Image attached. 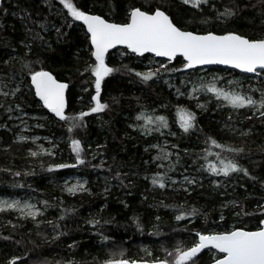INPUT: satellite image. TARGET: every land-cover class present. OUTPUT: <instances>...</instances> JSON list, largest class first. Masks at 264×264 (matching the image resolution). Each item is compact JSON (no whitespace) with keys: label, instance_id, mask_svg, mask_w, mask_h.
I'll list each match as a JSON object with an SVG mask.
<instances>
[{"label":"snow or ice","instance_id":"1","mask_svg":"<svg viewBox=\"0 0 264 264\" xmlns=\"http://www.w3.org/2000/svg\"><path fill=\"white\" fill-rule=\"evenodd\" d=\"M58 4L62 6V10L58 14L63 16L61 21L63 27L71 28L72 23L80 22L84 29L83 35L88 59L84 60L83 68L77 67L76 71L80 76L85 77L83 83L88 84L91 81L95 90L94 95L90 97L88 110H81L76 115L67 114L66 93L69 91L70 83L61 81L51 69L46 68L45 65L49 57L39 59L40 52H36L33 43L28 42L29 39L32 42L40 41L41 52L55 51L52 44L45 40L39 31L28 29L29 38L20 41L21 46L25 49L24 53L21 55L13 48V53L16 54L4 61L6 68L13 69L14 63H19L21 71L12 70L0 73V110H3L8 120L19 119L23 124L21 134L15 137L14 142L36 145L37 150L29 148L28 155L31 158L39 159L44 171L55 173L65 169L91 168L93 171L99 169L112 172L111 165L107 168L104 167L107 163L106 160H100L99 164H92V160L103 155L99 149L106 148L107 145L97 144L96 150L93 151L90 143L85 144L75 134L77 130L87 129V117L110 110V105L103 102L102 85L107 77L121 71L119 68L109 66V52L118 47L122 50L121 55H129L130 58L145 57L146 54L162 58L159 61H150V65L157 66H150L147 71H137L124 65V74L135 76L139 82L148 85L150 82L159 80L165 74L171 76L173 73H182L185 76V79L181 81L184 86L183 91L180 87L169 84L170 88L175 87V96L178 101L181 97L195 101L196 108L201 112H207L208 105L215 101L217 110H229L228 122L233 120L234 115L243 114L245 120L259 121L264 125V35L247 36L228 27L221 28L219 31L211 28L190 30L178 24L170 10L162 5H151L146 8L143 5L130 4L125 10L123 21L116 22L91 10H84L75 0H58ZM180 4L186 6L185 11L192 16L193 20L198 19L202 25H210L213 21L227 25L242 11L237 0H228L227 3L223 0L219 3L217 0H180ZM260 4L264 5V0H260ZM47 6H52L51 0H48ZM109 6L115 11L114 5L110 4ZM0 10L7 13V9L3 6V0H0ZM209 12L212 15H209ZM68 17L71 18V22L68 21ZM2 27L3 25L0 24V28ZM39 28L45 32L50 30L47 22L39 24ZM51 28L55 29L56 42H64L68 33L62 31V28L55 24L51 25ZM33 54L37 56L36 61L29 59ZM37 63L40 65L39 68L35 67ZM213 66H222V68ZM229 70L243 75L240 78L227 80L224 76L218 75L221 71ZM254 78L256 80L255 87L251 84ZM221 81H224L226 86H220ZM165 83H169V81L165 80ZM245 84H248L247 89L244 87ZM83 90L88 91L87 88ZM201 96L207 97L204 103H201ZM112 99L114 102H118L117 98L113 97ZM26 106H38L41 111L47 110L51 116L42 114L40 117H29L37 121L30 126L28 120L25 119L28 116L25 110ZM162 106L168 107V105ZM13 113H18V115L13 116ZM175 115L174 123L178 126L179 133L172 130L165 115L157 114L155 109L149 112L145 106H141V110L135 116L136 123L129 124L130 128L144 137L158 133L160 136L167 135L178 139L191 137L194 134L197 135L198 140L203 138L204 148L201 153L194 154L195 158L192 159V164L189 167H184L181 164V149L177 144L168 145L165 141L163 146L157 143L144 149L145 152H148L151 148H155L158 152V155L151 160V163L156 164L157 171L143 177L151 184L153 190H159L161 194L171 191L175 194L184 193L186 196H191L193 191L203 187V179L190 171L192 167H194L195 173H207L208 176L215 178L223 177L225 181L223 184L217 180H212L210 183L215 189L223 187L225 192L227 191V182L234 174L242 175L249 180H256V177H253L249 170L239 162V158L245 154V147L242 143L237 144L217 139L215 135L205 132L204 128L200 126L197 113L187 107L177 106ZM40 119H44L46 123L59 125L60 128L65 129V132L60 138L39 135L30 137L23 134L33 128L45 127L44 124L39 123ZM0 127L8 131L11 130L7 124L0 125ZM225 128L231 132L233 126L225 122ZM237 131H240V135L243 137L251 135V130L248 132ZM64 136L67 137V143L73 154L72 162L56 159L59 142L63 140ZM42 139L47 140L51 147L45 148L37 143ZM169 147L175 151L166 150ZM261 150H264V146H261ZM183 152L185 156L189 155L188 149H183ZM89 153H91V160L88 159ZM45 157L48 158L47 161L44 160ZM198 161H203V163H198ZM144 163L148 164L149 161H144ZM178 166L182 169L179 172ZM120 167L122 166L117 165L115 174L105 177V193L111 190L110 180H116L121 186L127 187L124 183L127 174H123L122 177L119 171ZM0 171L9 172L15 177L35 175L34 171L23 173L15 171L13 173L10 168H0ZM173 173L181 178H175ZM87 185V180L77 179L75 183L65 181L61 190L69 196L84 193L91 195ZM9 187L24 189L26 185L13 182ZM27 187L32 192L36 191L31 188V185H27ZM60 203L63 204V201ZM121 203L127 207L125 202L121 201ZM38 204H42L43 208L38 207ZM159 206L173 210V218L177 224L173 232L186 235L178 239L174 235L160 232L159 225L154 224L153 230L148 232V235H168L170 241H175L171 246H165L163 243L160 245L163 255H154L151 249L144 247L141 249L144 256H129L126 249L117 246L119 250L116 248L107 249L105 259L94 258L95 264H200L203 255L210 256L211 264H264V205L260 206V220L254 229L242 225L245 224L243 217L255 216L256 213L247 211L237 200L221 204L222 211L216 229H212L210 225L199 229L190 227L200 218L207 220V215L196 206L188 204L187 200L183 204L176 203L175 205L165 204L161 200ZM229 206L239 209L235 212V216L239 218L238 222L241 226H233L231 229L224 226L226 217L223 209ZM49 207H53V205L46 199L32 203L23 197L0 198V215L15 213L18 214L17 219H31L37 227L44 222L39 218L45 215ZM68 211V209H61L60 221L66 219ZM100 212H103V208L100 209ZM155 219L158 222L161 217L157 215ZM46 222L53 227L54 231L60 228V225L55 221L48 220ZM111 222V220L102 219L99 213L86 220V223L95 229L92 235L103 246H107L112 240L103 232L104 226ZM8 223L11 224V220H8ZM133 223L136 230L143 235L145 228L139 217H133ZM181 224L183 227H179ZM12 227L15 228L16 225L12 224ZM68 234L66 231H56L53 239L59 240ZM2 239L7 241L11 237L3 236ZM79 243L80 241H74L67 247L75 250ZM21 261L23 264H28V257L12 256L5 264H21ZM57 264H79V262L68 258L57 262Z\"/></svg>","mask_w":264,"mask_h":264},{"label":"trees","instance_id":"2","mask_svg":"<svg viewBox=\"0 0 264 264\" xmlns=\"http://www.w3.org/2000/svg\"><path fill=\"white\" fill-rule=\"evenodd\" d=\"M75 2L84 10H91L116 22L123 21L125 10L130 4L143 5L146 8L151 5H162L170 10L178 24L190 30L211 28L219 31L221 28L228 27L247 36L264 35V5L260 4V0H237L242 11L227 25L215 21L210 25L200 24L198 19L193 20L192 16L185 11L186 6L181 5L180 0H163V2L162 0H75ZM217 2L219 3L221 0H217ZM223 2L227 3L228 0H223ZM47 4L48 0H3V6L7 9V13L5 14L4 11L0 10V24L3 25L0 28V73L12 70L21 71L19 63H14L13 69L11 67L6 68L4 61L16 54L13 53V48L21 55L24 53L25 49L21 46L20 41L29 38L28 29L39 31L45 40L52 44L55 51L41 52L40 41L32 42L29 39L28 42L33 43L36 52H40L39 59L49 57L45 65L46 68L51 69L61 81L70 83L67 114L76 115L81 110H88L90 97L94 95L95 91L91 81L84 84L85 77L80 76L76 71L77 67L82 69L84 60L88 59V52L85 50L87 46L84 42V29L80 22L72 23L71 28L63 27L61 25L63 16L58 14L62 10V6L58 4V0H51L52 6L50 7ZM110 4L115 6V11L111 9ZM209 15L212 14L209 12ZM67 19L71 22L70 17ZM45 22L48 23L50 29L47 32L39 28V24ZM53 24L60 26L62 31L68 33L64 42H56L55 29L51 28ZM121 51V49H117L109 53V66L119 68L121 71L107 77L102 85L103 102L110 105V110L87 117V129L77 130L75 134L85 144L90 143L93 151L96 150L97 144L107 145L106 148L99 149L103 155L92 160V164H99L100 160H106L107 163L104 167L107 168L111 165L112 172L99 169L93 171L91 168L83 170L65 169L55 173L44 171L41 168V161L28 155L31 144L14 142L15 137L19 135V130L13 126L12 120L7 119L3 110H0V125L7 124L8 128L11 129L8 131L0 127V168H10L13 173L15 171L35 172V175L31 176L15 177L9 172L0 171V196L20 194L29 189L27 185H31V188L41 192L42 196L53 205V207L48 208L43 217L39 218L44 221L39 227L31 219H17L18 214L15 213L0 215V264H5L12 256H27L28 264H57V262H62L68 258L75 259L79 264H95L94 258L105 259L107 249L116 248L119 250L117 246L126 249L129 256L140 257L142 253L139 245L142 244L151 245L155 255H163L160 245L163 243L165 246H171L175 241H170L168 235H148L147 233L153 230L154 224L159 225L160 232L174 235L178 239L186 234L173 232V229L177 227L173 218V210L159 206L161 200L165 204L171 205L183 204L187 200L188 204L201 209L202 213L207 215V220L200 218L195 224L190 225L196 229L205 228L209 225L212 229L216 228L222 211V200L230 198L239 201L247 211L256 213L255 216L243 217L245 224L242 226L254 229V226L258 224L260 206L264 201V187H262L264 184V150H261V146H264V125L259 121H247L242 115H234L233 120L228 122V110H217L214 101L208 105L209 110L207 112H201L192 104H187L188 101L184 97L178 101L175 96V87L180 86L182 77L185 78L182 73H173L171 76L165 74L159 80L150 82L148 85L139 82L135 76L124 74L123 66L128 65L137 71H147L150 66H157L150 65V61H159L160 59L151 55L130 58L129 55H121ZM120 55L121 57H119ZM29 59L36 61L37 56L33 54ZM35 67L39 68L40 65L37 63ZM219 73L222 76L241 77L243 75L234 70ZM165 80L169 83H165ZM169 84L175 87L170 88ZM84 88H87L88 91H84ZM113 97L117 98L118 102H114ZM162 105H168V107L165 108ZM141 106H145L149 112L155 109L157 114L165 115L172 126V130L177 133L180 132L174 123L177 106L187 107L189 110L195 111L200 126L204 128L205 132L215 135L217 139L240 144L233 139V136L237 134V130L249 128L251 135L244 138L245 154L239 158V162L249 170L253 177H256V180H249L242 175L234 174L227 182V191L225 192L223 187L215 189L210 183L216 179L223 184L225 183L223 177L215 178L208 176L207 173H198V176L203 179V187L197 188L191 196H186L184 193L175 194L171 191L161 194L159 190H153L151 184L143 177L157 171L156 164L151 163L156 149L151 148L145 152L146 147L157 143L162 145L165 141L171 145L177 144L181 149V164L184 167H189L192 164V159L195 158L194 154L201 153L204 144L202 143L203 138L198 140L195 134L191 137L178 139L167 135L160 136L158 133L144 137L134 131L133 128L129 127V124L134 125L136 123L135 116L141 110ZM25 110L51 116L46 110L41 111L38 106H26ZM225 122L233 126L231 132L225 128ZM40 124L45 125V127L37 130L42 135L60 138L65 132V129L60 128L59 125L46 123L44 119L40 121ZM183 149H188V156L184 155ZM57 152V160L73 161V154L66 136L59 142ZM47 159L44 158L45 161ZM88 159L91 160V153L88 154ZM144 161H149V163L145 164ZM198 163H203V161H198ZM117 165L122 166L119 169L122 177L123 174H127L124 178L127 187L121 186L116 180H110L111 190L105 193V177L114 175ZM180 170L182 169L178 166V172ZM73 172H79L81 176L87 179V186L92 193L91 195L84 193L69 196L57 186L61 177ZM172 175L175 178H181L176 173ZM13 182L24 183L26 187L13 189L9 187ZM224 192L227 193L225 197L222 196ZM60 201H63V204ZM121 201L125 202L127 207ZM105 205L107 206L105 207ZM62 208L69 211L66 219L60 221L59 215ZM102 208L103 212H100ZM73 209L75 211H72ZM236 211L239 209L231 206L223 209L226 217L224 226L227 228L233 222ZM97 213L102 219L112 221L103 228V232L112 238L107 246L100 244L99 240L92 235L95 229L86 223L90 216H95ZM157 215L161 217L158 222L155 219ZM133 217H139L145 228L143 235L136 230ZM8 220H11V224L8 223ZM48 220L55 221L60 225L56 231H66L69 234L62 236L59 240H54L53 236L56 231L46 222ZM12 224H15L16 227L13 228ZM236 225L241 226L240 224ZM179 227H183V224ZM3 236H10L11 239L6 241L2 239ZM74 241H80L79 245L75 250L69 249L67 245ZM207 257V255H203L200 264L209 263L210 260ZM21 264H23L22 261Z\"/></svg>","mask_w":264,"mask_h":264},{"label":"rangeland","instance_id":"3","mask_svg":"<svg viewBox=\"0 0 264 264\" xmlns=\"http://www.w3.org/2000/svg\"><path fill=\"white\" fill-rule=\"evenodd\" d=\"M119 57H121V55L119 56ZM154 67V66H153ZM218 75H220V73H218ZM222 76V75H221ZM224 77H225V80H227V79H235V78H240V77H238V76H234V75H230V76H225L224 75ZM210 78V77H209ZM92 79H94V78H92ZM182 79L184 80L185 78L184 77H182ZM181 83V82H180ZM251 84H252V86L253 87H255L256 86V80H255V78L251 81ZM220 86H226L225 85V82L224 81H221V85ZM180 88H181V90L183 91L184 90V86H183V84L181 83L180 84V86H179ZM244 87H245V89H247V87H248V84H245L244 85ZM200 100H201V103H204L206 100H207V97H205V96H201L200 97ZM186 101H188V103L187 104H192L195 108H196V106H195V101H190V100H187L186 99ZM215 102V101H214ZM196 109H198V108H196ZM200 110V109H199ZM228 110V109H227ZM229 111V110H228ZM27 113H28V116L27 117H25V119H27L28 120V124L31 126V125H34L37 121L36 120H33V119H30L29 117H40L41 115L40 114H38V113H36V112H28V111H26ZM16 115H18V113H14V115L13 116H16ZM242 116H243V114H241ZM240 115V116H241ZM41 120H43V119H40L39 120V123H40V121ZM12 123H13V126L14 127H16L18 130H19V135L21 134V128L23 127V124L21 123V121L19 120V119H14V120H12ZM17 125H19V127H17ZM40 128H33L31 131H29V132H26V133H23L24 135H28V136H33V135H39V136H41V137H48V138H53V137H50V136H46V135H42L41 133H39L37 130H39ZM240 130H242V131H244V132H248L249 131V128H242V129H240ZM248 137V136H247ZM247 137H243V136H241L240 135V131H238L237 132V134L235 135V136H233V139H235V140H237V142L238 143H244V138H247ZM37 143L38 144H41V145H43V147H45V148H48V147H51V145H49V143H48V141L47 140H45V139H42V140H40V141H37ZM165 143V142H164ZM164 143L161 145V146H163L164 145ZM168 145H171V144H169L168 143ZM30 148H32L33 150H37L36 149V145H33V144H31V146H30ZM58 149V148H57ZM166 150H168V151H175L174 149H172L171 147H169L168 149H166ZM156 155H158V152H157V150H156V152H155V155L153 156V157H155ZM46 158V157H45ZM57 158V157H56ZM173 159H174V157H173ZM161 171H163V170H161ZM193 174H196V175H198V173H195V170H194V168H192L191 170H190ZM154 174V173H153ZM148 175H152V174H148ZM77 179H79V180H81V181H83V180H87L84 176H81L80 174H79V172H73V173H70V174H68V175H66V176H64V177H61L60 179H59V181L57 182V186L58 187H60L61 188V186L65 183V181H70L71 183H75L76 182V180ZM177 179H180V178H177ZM213 180H216V179H213ZM222 180H223V178H222ZM33 189V188H32ZM65 193V192H64ZM67 194V193H66ZM227 195V193H225L224 192V195H222L223 197H225ZM21 197H23L24 199H29L30 200V202H32V203H38V201H40V200H42V199H46L45 197H43L42 196V194H41V192H39V191H35V192H32L31 191V189H28V190H25V191H22L20 194H17V195H12V196H9V195H6V196H0V198H9V199H11V198H21ZM47 200V199H46ZM232 200H234L233 198H230V199H226V200H222V203H225V204H227L229 201H232ZM261 205H264V201H262V203H261ZM38 207H41V208H43V205L42 204H38ZM48 210V209H47ZM233 222L228 226L229 227V229H231L233 226H237L236 224H239V218H237L236 216H235V214H234V216H233ZM243 220H244V218H243ZM254 227H256V225L254 226ZM213 229H216V228H213ZM139 247H140V250L142 249V248H144V247H147V248H149V249H151L152 251H153V249H152V247H151V245L149 246V245H147V244H142V245H139ZM159 250V249H158ZM206 252H207V250H206ZM141 253H142V256H144V253L141 251ZM153 253H154V251H153ZM154 255H155V253H154ZM157 256H160L161 254H156ZM208 257V259L210 260V262L209 263H207V264H210L211 263V259H210V256L209 255H207Z\"/></svg>","mask_w":264,"mask_h":264},{"label":"water","instance_id":"4","mask_svg":"<svg viewBox=\"0 0 264 264\" xmlns=\"http://www.w3.org/2000/svg\"><path fill=\"white\" fill-rule=\"evenodd\" d=\"M114 49L110 50V52H112ZM109 52V53H110ZM146 55H151V54H146ZM159 59H162V58H159ZM213 67H220L222 68V66H213ZM66 97H67V101H68V92L66 93ZM47 111V110H46ZM51 115V114H50ZM206 251V250H205ZM211 264V263H210Z\"/></svg>","mask_w":264,"mask_h":264},{"label":"bare ground","instance_id":"5","mask_svg":"<svg viewBox=\"0 0 264 264\" xmlns=\"http://www.w3.org/2000/svg\"><path fill=\"white\" fill-rule=\"evenodd\" d=\"M82 25V24H81ZM117 49H120L119 47L117 48ZM117 49H114L112 52H114L115 50H117ZM111 53V52H110ZM159 59V58H158Z\"/></svg>","mask_w":264,"mask_h":264}]
</instances>
